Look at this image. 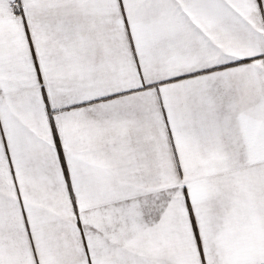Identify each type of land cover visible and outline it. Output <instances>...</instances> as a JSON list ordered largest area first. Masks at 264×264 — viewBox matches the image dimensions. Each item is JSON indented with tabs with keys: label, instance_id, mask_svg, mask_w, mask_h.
Here are the masks:
<instances>
[{
	"label": "snow or ice",
	"instance_id": "snow-or-ice-1",
	"mask_svg": "<svg viewBox=\"0 0 264 264\" xmlns=\"http://www.w3.org/2000/svg\"><path fill=\"white\" fill-rule=\"evenodd\" d=\"M0 264H264V0H0Z\"/></svg>",
	"mask_w": 264,
	"mask_h": 264
}]
</instances>
